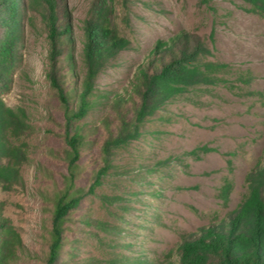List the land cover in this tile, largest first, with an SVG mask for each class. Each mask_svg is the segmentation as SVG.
<instances>
[{
	"label": "rangeland",
	"instance_id": "obj_1",
	"mask_svg": "<svg viewBox=\"0 0 264 264\" xmlns=\"http://www.w3.org/2000/svg\"><path fill=\"white\" fill-rule=\"evenodd\" d=\"M91 3L60 0L75 47L76 75H67L69 87L82 76L81 27L96 13ZM106 5L110 21L130 47L98 73L94 105L79 121L86 141L77 160L76 186L88 190L92 185L102 164L100 144L115 129L117 113L105 95L129 85L157 40L187 31L207 46L206 59L228 66L219 73L220 82L167 103L147 121L142 137L119 152L118 170L103 174L94 193L85 194L70 211L55 264H105L127 253V247L132 254L167 264L184 234L236 206L246 172L264 158V19L246 11L243 0H107ZM22 29L21 60L0 96L8 105L24 108L35 129L16 141L29 157L20 166L21 183L0 188L2 213L21 242L6 264H46L52 197L68 174L64 116L45 75L46 32L37 21L35 28L24 22ZM224 179L232 182L227 206L217 197ZM99 195L115 201L104 202Z\"/></svg>",
	"mask_w": 264,
	"mask_h": 264
},
{
	"label": "trees",
	"instance_id": "obj_2",
	"mask_svg": "<svg viewBox=\"0 0 264 264\" xmlns=\"http://www.w3.org/2000/svg\"><path fill=\"white\" fill-rule=\"evenodd\" d=\"M106 2L92 0L96 13L85 19L81 27L82 76L78 84L69 87L67 75H76L75 47L72 27L66 10L60 8V0H0V92L8 89L15 66L21 60L23 23L35 28L37 21L46 32L48 44L45 75L63 108V158L68 174L63 187L52 197L51 242L46 264H55L59 257L70 211L85 194L94 193L103 174L118 170L116 157L142 137L147 121L188 91L220 82L223 77L219 73L228 66L206 59L210 53L207 46L199 36L187 31L168 40H157L146 58L135 67L129 85L113 95H105L117 113L115 129L109 130L100 144L102 164L92 185L88 190L76 186L77 160L86 141L85 129L79 121L94 105L98 73L111 64L119 51L130 47V41L110 21ZM243 2L246 11L264 19V0ZM128 105L131 111H127ZM29 120L24 108L12 107L0 96V188L4 190L21 183L20 166L29 162L25 147L16 143L20 136L35 129ZM244 183L245 191L236 206L184 234L166 257L167 264H264V158L246 172ZM231 189L232 182L224 179L217 190V197L224 206L228 204ZM99 196L104 202L115 201L114 196ZM97 225L106 224L97 221ZM20 245V237L3 215L0 203V264L13 259ZM127 250L105 264H160L158 259L132 254L129 247Z\"/></svg>",
	"mask_w": 264,
	"mask_h": 264
}]
</instances>
